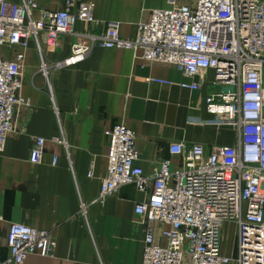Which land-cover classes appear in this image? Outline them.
<instances>
[{
  "label": "built area",
  "instance_id": "2783aa9c",
  "mask_svg": "<svg viewBox=\"0 0 264 264\" xmlns=\"http://www.w3.org/2000/svg\"><path fill=\"white\" fill-rule=\"evenodd\" d=\"M61 1L62 7L41 9L35 16L36 0H0V45L19 46L14 57L0 56V152L17 128V109L30 106L21 94L29 38L35 41L49 91L51 70L84 59L93 45L127 47L142 62L174 64L186 76L197 77L179 82L187 88L199 87L207 69L214 68L212 82L218 89L206 94L205 106L217 123L235 129V143L206 152L201 142L174 139L168 149L179 156L175 167L165 156L145 172L135 163L137 134L116 122L104 129L107 170L95 199L103 201L126 182L145 192L134 207L145 232L140 264H264V0H166L168 6L154 7L137 23L134 36L120 35V23L109 21L99 33L83 32L87 40L73 41L66 57L48 62L41 54L40 34L53 43L57 33L73 34L76 21H94L92 0ZM44 141V136H33L30 161L42 160ZM85 206L81 202L83 213ZM226 221L235 223L232 255L221 247ZM155 229L164 243L155 240ZM6 236L8 255L0 264H23L32 252L51 254L56 241L49 229L19 221L10 223Z\"/></svg>",
  "mask_w": 264,
  "mask_h": 264
},
{
  "label": "crops",
  "instance_id": "0c3cea01",
  "mask_svg": "<svg viewBox=\"0 0 264 264\" xmlns=\"http://www.w3.org/2000/svg\"><path fill=\"white\" fill-rule=\"evenodd\" d=\"M92 1L94 21H76L73 34L57 33L53 43L40 34L45 60L66 57L73 41L87 40L83 32L99 33L109 21L120 23V35L134 36L137 23L147 19L151 9L168 6L166 0ZM36 2L35 16L41 9L63 6L61 0ZM17 50L18 45L2 44L0 56L12 58ZM24 54L21 94L29 98L30 106L17 109V128L7 135L0 152V259L8 255L9 225L19 221L49 229L56 239L51 254L29 253L23 264H140L145 232L134 207L145 192L126 182L103 201L95 199L107 170L104 129L122 121L135 131V163L145 172L165 156L175 167L179 156L168 149L174 139L201 142L206 152L235 143V129L217 123L205 106L206 94L218 89L212 82L214 68L207 69L199 87L187 88L179 82L197 77L186 76L174 64L142 62L127 47L93 45L84 59L51 70L49 91L33 38ZM156 77L170 83L151 80ZM35 135L45 137L38 163L28 159ZM81 202L86 205L84 213ZM154 232L155 240L164 243L159 230ZM235 240L236 232L222 241L224 254L235 253Z\"/></svg>",
  "mask_w": 264,
  "mask_h": 264
},
{
  "label": "rangeland",
  "instance_id": "374dc122",
  "mask_svg": "<svg viewBox=\"0 0 264 264\" xmlns=\"http://www.w3.org/2000/svg\"><path fill=\"white\" fill-rule=\"evenodd\" d=\"M223 230L224 232H223L222 241L223 243H226L229 239H231L233 234L236 232L235 223L226 221L223 226Z\"/></svg>",
  "mask_w": 264,
  "mask_h": 264
},
{
  "label": "water",
  "instance_id": "95a60500",
  "mask_svg": "<svg viewBox=\"0 0 264 264\" xmlns=\"http://www.w3.org/2000/svg\"><path fill=\"white\" fill-rule=\"evenodd\" d=\"M232 88H233L232 86H223L222 87L223 90H226V89H230L231 90Z\"/></svg>",
  "mask_w": 264,
  "mask_h": 264
}]
</instances>
